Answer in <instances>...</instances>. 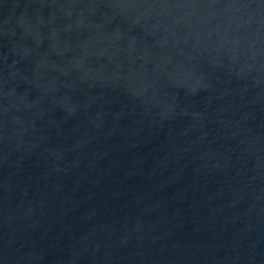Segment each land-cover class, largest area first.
Here are the masks:
<instances>
[{
  "label": "water",
  "instance_id": "obj_1",
  "mask_svg": "<svg viewBox=\"0 0 264 264\" xmlns=\"http://www.w3.org/2000/svg\"><path fill=\"white\" fill-rule=\"evenodd\" d=\"M0 264H264V0H0Z\"/></svg>",
  "mask_w": 264,
  "mask_h": 264
}]
</instances>
